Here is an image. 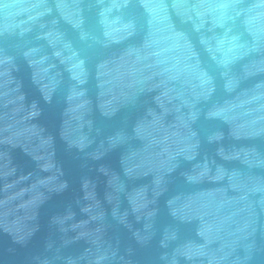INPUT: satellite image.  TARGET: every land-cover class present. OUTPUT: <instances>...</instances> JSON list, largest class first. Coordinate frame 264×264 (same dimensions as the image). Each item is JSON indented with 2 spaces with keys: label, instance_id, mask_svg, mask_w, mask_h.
I'll list each match as a JSON object with an SVG mask.
<instances>
[{
  "label": "water",
  "instance_id": "obj_1",
  "mask_svg": "<svg viewBox=\"0 0 264 264\" xmlns=\"http://www.w3.org/2000/svg\"><path fill=\"white\" fill-rule=\"evenodd\" d=\"M0 264H264V0H0Z\"/></svg>",
  "mask_w": 264,
  "mask_h": 264
}]
</instances>
